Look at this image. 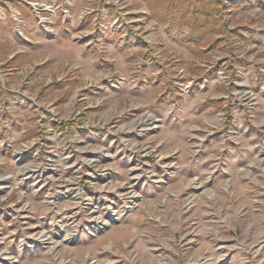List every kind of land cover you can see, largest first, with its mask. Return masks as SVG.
<instances>
[{
  "label": "rangeland",
  "instance_id": "obj_1",
  "mask_svg": "<svg viewBox=\"0 0 264 264\" xmlns=\"http://www.w3.org/2000/svg\"><path fill=\"white\" fill-rule=\"evenodd\" d=\"M75 1L69 22L55 19L51 38L33 30L32 19L25 26L29 41L9 28L0 36L3 58L24 50L3 66L11 75L0 81V149L7 137L31 139L29 125L50 122V107H81L73 97L78 90L88 96L84 105L96 104L97 116L122 115L119 127L137 115L135 107L160 118V127L141 137L137 127L118 131L117 155L109 153L103 168L111 167L117 186L134 183V204L118 196L114 202L135 207L94 236L79 229L71 242L58 235V245L28 248L30 225L61 219L65 204L44 214L59 188L37 190L40 184L28 180L1 191L0 264H264V0H127L126 7ZM84 7L94 12L79 22L74 15ZM75 56L93 60L82 65ZM146 62L159 70L154 78L162 77L158 92L168 95L165 102L155 93L151 108L125 96L140 86ZM106 78H114V90ZM163 110L176 113L170 128L157 114ZM125 137L138 146L153 140L162 160L152 154L129 162ZM68 149L74 158L81 154L78 146ZM11 156L10 148L0 152V174L15 173ZM138 168L144 172L131 179ZM23 195L25 217L15 213Z\"/></svg>",
  "mask_w": 264,
  "mask_h": 264
},
{
  "label": "built area",
  "instance_id": "obj_2",
  "mask_svg": "<svg viewBox=\"0 0 264 264\" xmlns=\"http://www.w3.org/2000/svg\"><path fill=\"white\" fill-rule=\"evenodd\" d=\"M101 1L105 5L121 2L124 7L127 6V0ZM22 6L29 9L33 16L34 26L41 30L45 36L54 34V24L58 12H60L63 22H69L72 17L70 13L72 3L69 0H0V24L10 22L12 32L19 35L23 41L29 40L25 36V25L19 9ZM92 12L94 11L84 7L78 11L75 18L82 22L84 17ZM113 23H116V19L113 20ZM23 52V49L16 48L7 54L5 58L0 52V81L3 84L11 75L3 66L13 62L15 57ZM106 80L108 87L114 90L116 88L113 83L114 78H106ZM31 82L32 80L28 79L26 83ZM96 88L100 89L102 87L98 86ZM10 91L17 92L14 87ZM20 94L33 101L32 97L25 93ZM73 97L76 102L82 104L81 107L72 108L67 102L61 108L52 106L49 108L50 122L29 125L34 134L27 142H21L12 136V138L7 137L1 144V147H3L0 149L1 154H4L10 148L12 150L11 159L17 167L12 175L0 174V192L6 190L14 192L26 181L31 180L34 181L31 183L32 186L37 187L40 184L37 190L52 192L55 188H59L54 195L55 202L48 200L47 204H45L47 206L44 210L45 217L59 207L60 203L65 204L64 209L61 210V219L57 218L55 220L51 217L48 223L45 219H42L43 224L39 228L35 225H30L27 228L26 239L31 246L43 244L35 236L30 235L31 231H43L47 236H51L50 241H59L56 239V236L59 235L62 238L61 241L71 242L76 240L79 229H82L90 236H94L106 229L111 222L118 220L127 208L132 209L135 207L134 205L126 204L119 207L116 206L117 203L114 202V196L115 200L116 196H118L121 201H128L134 204L135 195H133L131 189L134 183L128 181L126 186H117L112 179L111 167L103 168V163L108 162L107 159L111 160V157L114 156L109 155V153L117 155L116 138L118 131L137 127L135 136L141 137L148 131L156 132L160 127V118L149 110L139 109L135 106L136 109L134 110L137 111V115H132L133 118L127 125L119 127L116 122L121 119L122 115L117 116L108 110L106 113L98 114L97 116L94 110L96 108L94 105L96 104L88 101V104H83L88 99L85 93L78 90L74 92ZM148 114L153 115L155 118L150 122H140ZM19 132L20 134H25L21 129H19ZM96 139L99 140V143H102L101 146H94V144L97 145ZM128 140L125 137L122 143L126 146L124 151L128 152L129 162H136L138 157H150L152 154L158 160H162L157 146L155 145L152 148L153 140H145L142 145L140 144L141 146ZM74 146H78L79 149L77 151L75 149V151L78 154L81 153L76 155L77 158H74V153H68V147ZM80 156H83V158L81 159ZM2 160L0 159V161ZM70 162L71 164H69ZM170 167H172V164ZM69 169H71L72 176L66 178L65 176L68 174ZM101 170L103 174L98 172ZM134 170L137 171L136 169ZM134 170L130 172L131 179H136L144 172V170L139 168L137 172ZM85 176L88 177V181ZM14 179L16 184L11 185L10 182ZM84 182H88L86 184L88 185L87 188ZM98 193L102 197H99ZM130 195L134 196L132 198L134 200L128 197ZM7 200H9L8 196H3V201ZM17 203H19V207L15 213L25 217V213L29 212V205L25 200V195L19 197V202L17 201ZM102 207H104V211H100ZM73 225L77 227L70 234ZM66 233H69L71 241L70 239L67 240ZM45 244L48 245V243Z\"/></svg>",
  "mask_w": 264,
  "mask_h": 264
},
{
  "label": "crops",
  "instance_id": "obj_3",
  "mask_svg": "<svg viewBox=\"0 0 264 264\" xmlns=\"http://www.w3.org/2000/svg\"><path fill=\"white\" fill-rule=\"evenodd\" d=\"M69 1H71V3L73 4V6H75V3H76L75 0L73 2H72V0H69ZM19 9H20V11L22 13V18H23V21H24V25L27 26L29 20L30 21H31V19L33 20V16H32L31 12L29 11V9L27 7L22 6V7H19ZM76 14L77 13H75L74 16H76ZM56 19H60L61 20V14H60V12L57 13ZM7 28H9L10 31L12 32V26H11L10 22L1 23L0 24V36L4 35L6 33ZM36 28L37 27H34L32 29L35 30ZM24 32H25V30H24ZM42 34H43V36H45L43 32H42ZM51 37L52 36H50V38ZM47 38H49V37H47ZM64 46H66V45H64ZM77 49H79V48H77ZM51 56H52V54H51ZM84 57L85 56H83V57L82 56H75V59H76V61L78 63H81L82 65L87 64V63H90V61L93 60V58H84ZM145 66H147L146 69H145V71H144L145 74H146V76L144 78H141V80L138 81V83L140 84V86L139 87L135 86L136 89H133L131 87V89H132L131 92H128V93L126 92L125 96L128 97V98H130V99H132V100H134V101H136V102L143 103V104H145L146 106H148L150 108L152 107L153 103L156 102L155 95H154L155 93L156 94L158 93V95H162V96L164 95L165 102H168V100H167L168 95H166V93L164 94V92H161V94H160V92H158V91H160L163 88V87H161V78L162 77L161 76H157L156 78L153 77V76L159 74V70L158 71H155V70H151L150 71L149 70L150 65H148L147 62L145 63ZM150 73H151V76H149ZM167 91L170 94L168 88H167ZM157 114L164 121H166V123L169 125V128H170L171 125L172 126L175 125V123H176L175 122L176 121V113L173 112L172 115H170V114L166 115L167 112L163 110L162 112L158 111ZM164 132H165L164 130L162 132H160V135L164 134ZM171 141H172V144L174 146H176V136L175 135H174V138L172 137V140Z\"/></svg>",
  "mask_w": 264,
  "mask_h": 264
},
{
  "label": "bare ground",
  "instance_id": "obj_4",
  "mask_svg": "<svg viewBox=\"0 0 264 264\" xmlns=\"http://www.w3.org/2000/svg\"><path fill=\"white\" fill-rule=\"evenodd\" d=\"M155 117L153 116V115H151V114H148V115H146V116H144L141 120H140V122H150V121H152L153 119H154ZM132 124V123H131ZM130 124V125H131ZM195 184H196V182H194ZM198 185H199V183H197ZM132 198H134V196L132 197ZM132 198H130V199H132ZM195 198V195H193V197L190 199V202H192L193 201V199ZM132 200H134V199H132ZM75 227H77L76 225H73L72 226V229L70 230V234H72V230H76L75 229ZM43 232V231H42ZM35 233V234H34ZM39 233V234H38ZM32 234H34V235H36V239H39V242H41V243H49V241H50V239H51V236L49 237V236H47L46 235V233H41V231H31V236H32ZM65 236H67V240H69L70 239V241H71V238H70V235H69V233H66L65 234ZM51 243H54L53 244V246H55V245H58V241L57 242H55V241H50ZM26 246H28V247H31V245H26ZM262 247V245H260V248ZM4 254V253H3ZM5 257H7V258H10L11 259V257L8 255V256H5ZM12 259H14V261H15V257H13L12 256ZM189 264H194V263H189Z\"/></svg>",
  "mask_w": 264,
  "mask_h": 264
}]
</instances>
